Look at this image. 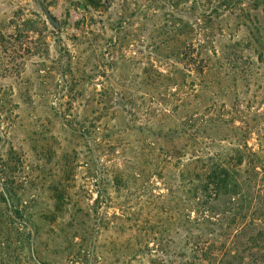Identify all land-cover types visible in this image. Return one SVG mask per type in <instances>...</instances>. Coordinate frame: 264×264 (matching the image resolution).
<instances>
[{
    "label": "rangeland",
    "instance_id": "374dc122",
    "mask_svg": "<svg viewBox=\"0 0 264 264\" xmlns=\"http://www.w3.org/2000/svg\"><path fill=\"white\" fill-rule=\"evenodd\" d=\"M199 46L208 77L185 65ZM188 109L238 171L198 213L170 148ZM5 187L38 264H264V0H0V205Z\"/></svg>",
    "mask_w": 264,
    "mask_h": 264
},
{
    "label": "trees",
    "instance_id": "16d2710c",
    "mask_svg": "<svg viewBox=\"0 0 264 264\" xmlns=\"http://www.w3.org/2000/svg\"><path fill=\"white\" fill-rule=\"evenodd\" d=\"M201 48V51L200 49ZM188 53L185 54L186 58V68L188 72H197L200 76L206 77L212 68H214L215 63L213 59L208 55L202 57V52L205 53V47H198L194 49L191 47ZM212 54H216L215 51ZM222 69L221 67H219ZM171 76H176V74L171 73ZM166 76L165 74L156 71L155 74L150 77L156 92L160 95H166L165 81H173V77ZM208 77V76H207ZM204 79V78H203ZM215 88V83L213 81L206 82L204 80V85L197 89L198 99L200 101L208 102L207 95L212 93ZM212 102V101H210ZM214 104V103H213ZM211 104L208 107L207 112H211V108L215 105ZM193 109H188L187 115H185V122L181 128L186 129L185 137L181 141H175L171 144V150L174 149L175 155L174 159L178 160V168L183 167L181 170L182 177L184 179V185H182L186 197L191 196L194 198V203L190 199H187L186 211H192L195 205H200L201 199L207 201L205 204H209L215 197H217L218 191L225 190L222 197L232 196L233 189L237 188V184H234V176L238 171L235 170V162L233 163L232 157L229 153L231 149H222V154L206 153V147L212 145L210 139H205L201 133L202 130L198 128L197 130H191L189 127V122L198 115L196 111H191ZM193 131V132H192ZM192 132V133H191ZM229 144H232L228 142ZM214 144V143H213ZM234 146L236 143L233 144ZM232 145V146H233ZM240 145V144H239ZM180 146V147H179ZM205 146V148L203 147ZM238 146V145H236ZM148 147L154 150L156 143L149 142ZM239 148L236 149V153L239 154ZM178 152V153H177ZM244 157V155H243ZM239 162H236L238 166H242L243 158L239 157ZM242 162V163H241ZM172 165L168 161H162L159 166L169 167ZM17 198V193L12 188L5 187V193L1 194L2 203L0 205V264H38V259L36 258V253L32 252L30 249H25L24 245L29 244L27 241L32 239V232L28 231L29 220H24V209L23 205L15 203ZM210 201V202H209ZM204 204V205H205ZM201 206V205H200ZM203 206V204H202ZM195 210V209H194ZM198 210V209H197ZM195 210L194 213H198ZM199 214L202 215L201 211ZM198 214V215H199ZM187 227L188 225H196L200 223L202 219L195 221L191 218V214L186 215ZM13 235L22 238L21 243L13 239ZM26 237V238H24ZM18 243L21 246H18ZM15 249H10L11 247ZM198 249H207L206 242L199 243L195 245ZM210 246V245H209ZM47 264V263H43Z\"/></svg>",
    "mask_w": 264,
    "mask_h": 264
}]
</instances>
